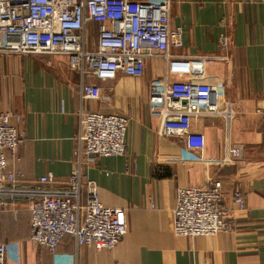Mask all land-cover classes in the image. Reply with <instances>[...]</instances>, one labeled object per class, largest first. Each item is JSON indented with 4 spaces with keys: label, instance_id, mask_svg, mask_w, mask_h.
<instances>
[{
    "label": "crops",
    "instance_id": "1",
    "mask_svg": "<svg viewBox=\"0 0 264 264\" xmlns=\"http://www.w3.org/2000/svg\"><path fill=\"white\" fill-rule=\"evenodd\" d=\"M170 1L171 26L182 32V46L172 48L179 57L170 64L148 59L141 77L90 79L102 88L101 99H82L80 75L66 56L0 52V109L19 114L17 125L25 134L15 155L6 151L7 168L21 170L25 183L50 173L56 185L64 184L73 167L82 106L129 119L127 154L100 157L86 168L102 203L126 210L122 240L112 249H98L77 247L66 236L56 256L28 240L29 264H264V0ZM98 28L88 24L92 47ZM167 70L171 80L215 85L233 103L229 125L222 118L194 122L193 129L205 135L203 153L161 135L160 122L150 113V86ZM233 145H241L239 161L229 159ZM218 180L232 228L216 235L177 234L178 190ZM236 188L244 208L233 201ZM17 207V215L0 213V243L7 246L20 245L30 234L26 206ZM9 264H14L10 257Z\"/></svg>",
    "mask_w": 264,
    "mask_h": 264
},
{
    "label": "built area",
    "instance_id": "2",
    "mask_svg": "<svg viewBox=\"0 0 264 264\" xmlns=\"http://www.w3.org/2000/svg\"><path fill=\"white\" fill-rule=\"evenodd\" d=\"M99 25L95 47L88 24ZM226 44V39L223 40ZM182 46L180 28L171 26L170 0H0V52L35 56H66L81 78V97L103 98L102 88L90 79L114 80L118 74L141 77L147 60L163 58L170 64L172 48ZM208 56L195 57L209 59ZM150 113L159 133L180 138L184 146L203 153L205 135L193 129L199 119L235 117L233 103L212 84L194 80H163L150 86ZM73 167L63 185L52 174L30 184L21 170H8L6 151L15 155L25 134L17 125L22 117L0 109V213H19L26 206L29 241L58 254L66 236L75 245L112 249L127 232L125 209L102 203L98 185L86 168L100 157L127 154L129 119L120 113H101L81 107ZM13 119L17 121L15 124ZM229 159L242 158L241 145L228 148ZM174 228L182 236L216 235L232 228L226 216L222 182L178 190ZM233 201L244 208L239 188ZM7 245L0 243V264L7 263Z\"/></svg>",
    "mask_w": 264,
    "mask_h": 264
},
{
    "label": "rangeland",
    "instance_id": "3",
    "mask_svg": "<svg viewBox=\"0 0 264 264\" xmlns=\"http://www.w3.org/2000/svg\"><path fill=\"white\" fill-rule=\"evenodd\" d=\"M222 120L225 122V124L227 125L226 119L224 117H221ZM28 212V211H27ZM4 214L6 215H10L12 213L10 212H4ZM29 225V224H28ZM29 236L27 237L26 240H24V244L21 243L20 245H11V246H7V263L9 264V257L12 259V261L14 262V264H29L31 263L29 261V257L28 256V252L30 250V246L32 247L31 243H29ZM33 249V247H32ZM31 252V250H30Z\"/></svg>",
    "mask_w": 264,
    "mask_h": 264
}]
</instances>
